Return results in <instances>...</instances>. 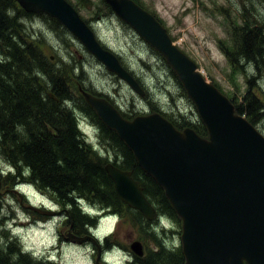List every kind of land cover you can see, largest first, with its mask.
Returning <instances> with one entry per match:
<instances>
[{
	"label": "rangeland",
	"instance_id": "rangeland-1",
	"mask_svg": "<svg viewBox=\"0 0 264 264\" xmlns=\"http://www.w3.org/2000/svg\"><path fill=\"white\" fill-rule=\"evenodd\" d=\"M68 1L78 9L99 42L118 56L122 67L131 72L146 93L145 97H139L66 30L62 27L63 31L56 30L45 15L27 14L19 6V12L9 14L19 17L22 25L19 32L24 42L38 49L64 79L70 97L62 107L74 115L95 164L100 162L104 166L110 162L122 166L124 157L101 139L98 124L85 113L86 105L76 89L79 83L86 91L107 99L127 120L137 115L160 113L177 124L189 122L192 130L199 128L201 121L194 103L156 51L117 18L103 0ZM133 1L161 22L174 44L196 64L197 72H202L205 80L233 106H246L254 97L264 108V0ZM255 28L262 29L257 48L253 47L257 65L238 55L244 31ZM20 45L18 43V47ZM5 52L0 43V63L9 61ZM227 52L232 54L233 61ZM34 74L38 86L50 88L45 75L37 70ZM253 123L264 136V110ZM4 153L0 146V252L14 255L19 251L41 264H95L96 251L92 245L72 244L64 238L70 224L66 207L49 192L29 184L25 180L29 176L26 167L20 163L12 165ZM13 189L22 193L24 201ZM21 202L25 206L31 203L53 210L66 209V213L55 218L43 217L23 209ZM78 204L81 214L92 221V232L100 239L108 237L111 247L104 254L108 262L131 264L133 258L138 257L129 245L136 240L142 244L143 255L160 248L168 252L181 249L179 218L173 219L161 212L158 221H147L123 203V207L114 211L91 198L79 199Z\"/></svg>",
	"mask_w": 264,
	"mask_h": 264
},
{
	"label": "water",
	"instance_id": "water-1",
	"mask_svg": "<svg viewBox=\"0 0 264 264\" xmlns=\"http://www.w3.org/2000/svg\"><path fill=\"white\" fill-rule=\"evenodd\" d=\"M15 1L26 13L54 19L108 72L143 94L134 78L114 54L100 45L67 0ZM103 1L163 57L194 103L208 137L200 138L191 129L177 131L158 114L126 120L106 99L78 85L85 104L164 191L181 220L184 264H264V136L236 114L233 104L197 72L196 64L173 44L152 15L131 0ZM48 96L58 102L51 93ZM104 171L123 204L148 221L156 219L155 209L130 171L111 163L105 164ZM25 208L46 217L59 214L33 205ZM65 236L78 244L90 238L69 231ZM130 250L143 256L138 241L130 244Z\"/></svg>",
	"mask_w": 264,
	"mask_h": 264
},
{
	"label": "trees",
	"instance_id": "trees-1",
	"mask_svg": "<svg viewBox=\"0 0 264 264\" xmlns=\"http://www.w3.org/2000/svg\"><path fill=\"white\" fill-rule=\"evenodd\" d=\"M17 7L15 0H0V43H3L6 51L4 54L9 60L0 63V146L4 148L9 163H23L29 174L26 179L28 182L49 192L62 207H66L69 223L72 224L71 230L79 233L81 230L85 231L87 225L93 224L79 211V199H95L114 211L124 205L115 195L104 166L91 160L88 152L92 151L81 138L74 115L62 107V103L70 97L64 79L48 64L38 49L24 42L19 32L22 25L18 22L17 14L9 16L12 11L19 12ZM73 7L76 9L74 5ZM48 19L55 29H61L57 22ZM260 32L262 34V29H246L238 48L239 57L255 65L257 58L253 47L257 48ZM18 43L21 44L19 47ZM23 53L26 54L24 58ZM227 55L231 58L232 54L227 52ZM36 70L47 77L51 84L49 89L37 85L34 74ZM44 90L52 93L58 102L49 98L47 93L44 95ZM234 107L236 113L243 115L251 124H254L253 119L264 110L260 100L254 97H251L246 106L234 104ZM85 113L98 124L101 139L118 149L124 157L122 166L114 165L132 172L144 195L160 216L162 212L178 220L163 190L138 167L132 153L114 132L104 127L87 106ZM168 120L178 130L191 127L189 122L177 124ZM193 130L200 137H207L206 128L201 122L199 128ZM138 215L140 216L139 213ZM110 246L109 239H105L104 248L108 249ZM12 256L13 259L10 258ZM161 260L164 261L163 264H184L181 249L168 252L164 248L133 258L131 264H159ZM0 264L41 263L34 262L18 251L14 255L0 252Z\"/></svg>",
	"mask_w": 264,
	"mask_h": 264
},
{
	"label": "flooded vegetation",
	"instance_id": "flooded-vegetation-1",
	"mask_svg": "<svg viewBox=\"0 0 264 264\" xmlns=\"http://www.w3.org/2000/svg\"><path fill=\"white\" fill-rule=\"evenodd\" d=\"M72 233H74L75 235H78V236H84V235L88 234V232H85V233H83V232H79V233L72 232ZM82 245H92L94 247V250L96 251V258H95L94 263L95 264H102L101 261L104 259V256H103L104 248L102 250H99V252H98V248L96 246H94V244L91 240H88L86 243H83Z\"/></svg>",
	"mask_w": 264,
	"mask_h": 264
},
{
	"label": "bare ground",
	"instance_id": "bare-ground-1",
	"mask_svg": "<svg viewBox=\"0 0 264 264\" xmlns=\"http://www.w3.org/2000/svg\"><path fill=\"white\" fill-rule=\"evenodd\" d=\"M57 30V29H56ZM48 61V60H47ZM36 69V68H35ZM44 82V81H43ZM48 84V83H47ZM51 90V89H50ZM45 92V91H44ZM23 164V163H22ZM27 175V174H26ZM26 177V176H25ZM26 180V179H25ZM18 181V180H17ZM22 181V179H21ZM14 190V189H13ZM24 201V200H23ZM4 222V221H3ZM2 225V224H1ZM5 229V228H4ZM8 234V233H7ZM21 247V246H20ZM26 251V250H25ZM33 258V257H32Z\"/></svg>",
	"mask_w": 264,
	"mask_h": 264
}]
</instances>
